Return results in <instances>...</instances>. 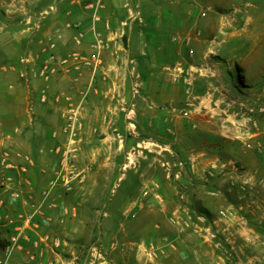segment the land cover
<instances>
[{
    "label": "crops",
    "instance_id": "0c3cea01",
    "mask_svg": "<svg viewBox=\"0 0 264 264\" xmlns=\"http://www.w3.org/2000/svg\"><path fill=\"white\" fill-rule=\"evenodd\" d=\"M37 1L40 2L0 0L1 15L14 11L21 15L17 32L23 35L12 42L22 52L0 64V110L10 112L8 121L17 128L13 136L17 148L36 163L26 174L17 172L19 181L13 187L21 189L30 203L40 202L57 161L50 149L54 143L52 131L58 129L60 113L66 105L63 96L80 105L82 142L77 162L90 168L85 180L68 197L56 193L49 197L55 207H43L37 227L24 230L18 252L25 245L32 250L38 244L36 234H56L53 227H62L60 234L70 235L74 234L71 226L77 222L96 223L103 218L116 220L115 217H122L124 222L137 220L151 205L149 195L163 194L166 188L174 191L167 181L152 176L154 161L162 164V147L159 134L150 129L162 125L166 106L185 101L180 93V70L186 71L191 81V100L183 114L191 122L189 196L193 209H207L201 217L205 222L199 223L206 233L116 234L110 243L111 251L134 255L127 258L129 264L135 260L141 264H264V186L260 184L264 179V158L254 147L243 146L244 135L231 124L237 120L231 113L235 109L239 112L238 105L231 102L240 100L232 98L231 89L223 83H217L222 80L221 61L219 54H213L219 53L218 46L224 39L218 32L225 30L226 16L233 11L226 12L221 0H54L36 14L31 7ZM86 3H99L100 7L90 10ZM94 13L99 20H94ZM53 15L56 21L48 24ZM27 16L31 17L30 23L26 22ZM104 21L109 23V30ZM75 22L83 32L78 42L73 39ZM58 33L60 40H56ZM96 33L106 43L100 49L92 46L97 41ZM53 41L56 45L51 48ZM51 52L54 59L49 58ZM72 54L79 59L73 60ZM64 58L67 61L60 63ZM45 62L52 71L43 80L34 75V70ZM42 90L45 102L40 99ZM212 117L228 131L221 147L214 146L208 134ZM179 119H174L177 125ZM41 120L47 126L39 132L37 127L44 125ZM129 123L142 130L134 128L136 134H132ZM122 129L131 137L118 139ZM115 140L120 145L123 141L125 151L134 148L139 153L136 164L124 172L116 162L120 152ZM250 142L253 146L260 144L264 150L263 136ZM118 174L123 178L118 188L125 193L123 203L118 206L109 199L100 205L96 193L101 190V181ZM131 178L134 182L130 185ZM89 192H93L90 197ZM6 197L12 201L9 195ZM12 202L16 204V214L28 211L20 201ZM63 207H74V214H64ZM193 209L191 226H197ZM220 209L226 212L224 217L218 216ZM185 239L186 251L180 248ZM163 242L173 245L166 250ZM67 249L72 255L69 259L57 253L54 259L75 264V250ZM89 254V259L84 255L80 264H92L90 256L96 254V248L92 247Z\"/></svg>",
    "mask_w": 264,
    "mask_h": 264
},
{
    "label": "rangeland",
    "instance_id": "374dc122",
    "mask_svg": "<svg viewBox=\"0 0 264 264\" xmlns=\"http://www.w3.org/2000/svg\"><path fill=\"white\" fill-rule=\"evenodd\" d=\"M54 0H40L37 1L36 5L31 7L37 14L42 11L49 2ZM223 8L226 12L232 10L233 13H229L227 17V27L225 30L219 31L220 39H224L221 45H219V54L217 57L221 63L219 66L220 72H222V80L217 83H223L225 87L231 89V97L239 99L240 102H244L247 106H254L257 104L264 105V0H221ZM236 9L237 11H234ZM17 12V11H14ZM10 12L8 15L3 16L0 13V64L6 63L12 57H17V54L22 52L18 51L16 46L12 44L13 40L19 38V33L22 17L21 15ZM56 21V17L53 15L50 17L47 23H53ZM26 35L27 33H23ZM174 40H176L174 38ZM187 54L191 57L190 51L187 49ZM199 56V55H198ZM191 71V68L189 69ZM186 71H180L181 85L180 93L185 101H181L176 106H166L163 112L162 125L157 128H151L150 130L157 133L160 136V144L162 147L160 159L162 164L154 161L152 165L153 173L152 176H158L162 181H167L174 191H168L166 188L165 192L156 193L154 197L149 195L148 202L151 204L143 211V214L138 217L137 220L131 222H124L122 217L114 218H103L99 222L92 223H80L77 222L71 226L74 234L65 235L60 234L62 227H53L56 234H36L35 241L38 243L34 245L32 250H28V246H24L22 252H18V249L14 248L9 257V264H65L54 259L55 253L60 255L63 259H69L72 255L67 251V248H72L76 252L74 258L75 264H80L84 260L85 256L88 260L91 252V248H96V254L90 256L94 260L92 264H129L126 263L128 257H133L128 252H113L111 251V242L117 237L116 234H205L206 231L199 223L205 221L199 220L197 217H203L207 209L199 208L193 209L191 207L190 189H191V173L188 168L190 166V159L188 153L191 149V122L187 119V116H183L188 106V101L191 97L185 94L184 90L187 86L191 89V84L186 85L182 80ZM176 85V84H175ZM7 87V86H6ZM191 91V90H190ZM182 104V105H181ZM175 108L176 110H172ZM236 110L231 113L234 119H238L239 115L235 114ZM10 114L7 110H0V140L1 144L11 154L14 162H19V159L15 156L20 153L23 156H27L21 150L17 148V142L13 140V136L17 134V128H14L12 121H8V115ZM218 116V114H215ZM216 116V117H217ZM220 116V115H219ZM223 117L226 115L222 114ZM179 117V125L174 121ZM215 117H212L213 123L211 124V131H208L209 136H212L214 146L223 145L222 138H225L227 129L220 126V121ZM261 125L263 116H254ZM40 118V117H38ZM42 118V117H41ZM43 127H37L39 132L46 129V122ZM229 122V121H227ZM233 126L236 124L235 121L231 123ZM236 126V125H235ZM129 127V126H128ZM131 133L135 127L130 126ZM156 129V130H155ZM135 130H142L141 127L135 128ZM117 131H114V133ZM142 132V131H141ZM118 139L123 140V136L127 138L131 137V134L127 133L126 129H122ZM262 136V135H261ZM264 137V136H263ZM116 141L117 150L119 155L116 158V162L120 164L121 171L124 172L129 167L136 164V159L139 153L135 149L124 150V144H118ZM233 146H235L233 144ZM155 147V145H154ZM159 148V147H157ZM139 149V147L137 148ZM129 157V158H127ZM32 160V159H31ZM33 161V165H26L27 170L23 172L26 174L36 163ZM78 167L84 170V179L86 177V170L88 167L83 166L77 162ZM39 168V167H38ZM40 168H43L42 166ZM22 174V172H19ZM7 177L10 178L8 181ZM121 179H118V178ZM131 178L129 184L131 185L134 180ZM2 181L9 183L13 186L14 183L18 182L17 171L7 170L0 165V199L4 200V204L0 206V257L4 255V247L7 245V238L10 236V229L7 225L6 215L8 218H15V203L8 199L6 196L9 192H5L2 185ZM122 176L112 175L109 179L103 178L101 181V190L96 193V197L99 198L100 205L103 202H108L109 199H114L115 203L121 205L125 199V193L118 191L119 184L122 183ZM201 182V181H200ZM155 185V183H154ZM16 187V185H14ZM169 186V185H168ZM120 190V189H119ZM89 197L93 195V192H89ZM159 195L161 200H156V196ZM61 197H68L61 195ZM156 201H155V200ZM107 207L103 208L106 210ZM191 209L194 210V214L197 215V226H191ZM216 208L214 207L213 210ZM217 211V209H216ZM209 212V211H208ZM7 218V219H8ZM50 227V226H49ZM201 227V228H200ZM47 226H44V231H47ZM48 235V241L46 243L40 240V236ZM59 239L60 244L56 247L51 242L53 239ZM67 241V244H63V241ZM166 242V241H165ZM163 242V243H165ZM186 239L180 244L181 250L186 251ZM173 244L164 245V249L171 248ZM67 249V250H66ZM28 251V253L26 252ZM85 250V253H81ZM36 253L35 259H30L31 253ZM88 253V254H86ZM131 253H135L132 251ZM48 254V255H47ZM86 254V255H85ZM85 255V256H84ZM152 256L154 254L152 253ZM50 257V258H49ZM166 258V257H165ZM168 259L169 256L167 257ZM166 258V261L168 260ZM135 259V257H134ZM145 263V262H144ZM130 264H141L140 261H131ZM145 264H149L148 262ZM151 264V263H150ZM165 264H172L170 261ZM185 264V263H184Z\"/></svg>",
    "mask_w": 264,
    "mask_h": 264
},
{
    "label": "built area",
    "instance_id": "2783aa9c",
    "mask_svg": "<svg viewBox=\"0 0 264 264\" xmlns=\"http://www.w3.org/2000/svg\"><path fill=\"white\" fill-rule=\"evenodd\" d=\"M85 7L90 10H96L100 7L99 3H86ZM136 17V16H135ZM30 16L26 17V22L30 23ZM94 20H99V18L94 13ZM71 25V24H70ZM72 26L77 30L73 39L78 42L83 35V32L78 29L77 23H72ZM105 29L109 30L110 25L107 21H104ZM97 41H95L92 46L95 49H100L105 46L106 43L101 39L100 33H96ZM61 34L56 35V40L61 39ZM56 42H51L50 47L54 48ZM98 53H94V56ZM54 54L51 52L49 54L50 59H54ZM73 60L79 59L77 54L71 55ZM81 58V56H80ZM83 60L87 61L86 58ZM67 59H60V63H65ZM52 71V67L48 64L43 63L38 69L34 70V75L43 80L48 79L49 73ZM186 85H190L189 75H184L182 80ZM190 87L187 86L184 90L185 94L191 97ZM44 90L41 91V102L46 101V96ZM63 99L66 101L65 109L60 113L61 123L57 130L52 131V137L54 138V143L50 149V152L57 157L55 167L53 169V175L47 183V186L42 190L40 202L39 203H30L28 198L25 199L24 193L21 189L17 187L10 186L9 183L2 181L5 192H9V196L12 201H20L22 206H28V211L24 214L19 212L15 215V218H8L6 215L7 225L10 229V236L7 238V245L4 247V255L0 257V264H9V257L14 248L21 249L20 240L23 237L24 230L36 228L37 220L40 216L44 214V209L52 210L55 205L53 202L48 201L49 197L56 193L59 194H68L71 193L77 184L81 183L84 179V170L77 165L78 154L80 151V144L82 142L81 132H82V123L80 119V105L74 103V101L69 96H63ZM190 100L188 101V105ZM231 104H237L239 107L238 114L239 117L235 121V125L239 132L244 135L242 139L243 146L245 148L254 147L255 150L260 152L264 158V150L260 144L252 145L250 139L258 136H264V105L257 104L254 106H247L244 102H231ZM224 115L226 113L222 111ZM261 115L263 116V121L261 125L258 124V121L254 116ZM130 126V123H129ZM19 162H14L12 154L2 146L0 140V165L7 170H16L17 172H26V165H33V161L29 156H23L20 153L15 155ZM129 158V157H127ZM23 162H26V165H23ZM8 181L10 180L7 177ZM261 186H264V179L260 181ZM157 199H161L159 195L156 196ZM4 204V200L0 199V206ZM62 211L64 214L72 213L74 214V207L67 208L63 207ZM226 212L222 209L218 210V216L224 217ZM8 218V219H7ZM199 220L204 221L200 216L197 217ZM1 219V215H0ZM62 221V220H61ZM48 236H42L40 239L42 242L46 243L48 241ZM54 246L60 244L59 239H53L51 242ZM154 254V253H153ZM36 253L30 254V259H35ZM40 264V263H39Z\"/></svg>",
    "mask_w": 264,
    "mask_h": 264
}]
</instances>
